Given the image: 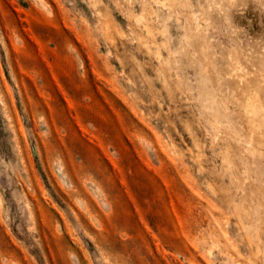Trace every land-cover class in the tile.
<instances>
[{
	"label": "rangeland",
	"instance_id": "obj_1",
	"mask_svg": "<svg viewBox=\"0 0 264 264\" xmlns=\"http://www.w3.org/2000/svg\"><path fill=\"white\" fill-rule=\"evenodd\" d=\"M0 264H264V0H0Z\"/></svg>",
	"mask_w": 264,
	"mask_h": 264
}]
</instances>
